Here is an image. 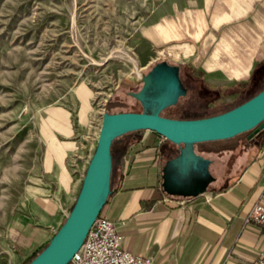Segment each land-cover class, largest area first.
<instances>
[{"label":"crops","instance_id":"obj_1","mask_svg":"<svg viewBox=\"0 0 264 264\" xmlns=\"http://www.w3.org/2000/svg\"><path fill=\"white\" fill-rule=\"evenodd\" d=\"M151 19L144 36L178 53L209 90L236 94L264 76V0H165ZM83 104L77 122L64 109L47 110L38 124L39 165L21 166L26 198L10 213L9 230L22 263L52 238L80 190L89 161ZM151 133L113 161L101 215L117 224L123 249L152 264H257L264 227L245 226L244 218L255 204L264 206V128L230 145L194 146L211 161L213 182L190 198L164 192L163 169L179 147Z\"/></svg>","mask_w":264,"mask_h":264},{"label":"rangeland","instance_id":"obj_2","mask_svg":"<svg viewBox=\"0 0 264 264\" xmlns=\"http://www.w3.org/2000/svg\"><path fill=\"white\" fill-rule=\"evenodd\" d=\"M164 1L0 0V264H22L9 218L26 198L21 166L39 165L38 124L47 110L64 109L77 122L83 100L88 104V160L104 113L142 112L129 93L137 91L141 77L157 63L180 67L188 90L176 106L163 110L166 118L217 115L264 90V76L255 87L236 94L209 90L202 75L190 72L178 53L147 39L144 32ZM145 133L116 138L112 162L116 151ZM244 136L195 147L230 145Z\"/></svg>","mask_w":264,"mask_h":264},{"label":"water","instance_id":"obj_3","mask_svg":"<svg viewBox=\"0 0 264 264\" xmlns=\"http://www.w3.org/2000/svg\"><path fill=\"white\" fill-rule=\"evenodd\" d=\"M143 87L134 97L143 112L104 113L94 152L88 162L78 195L44 249L29 264H69L82 246L111 194V147L127 133L149 131L166 141L183 146L179 155L166 162L162 188L171 196L197 197L207 191L213 178L210 160L198 156L194 146L233 139L249 134L251 139L264 128V90L218 115L200 119H171L161 111L177 104L186 94L179 78V67L167 62L155 64L142 77Z\"/></svg>","mask_w":264,"mask_h":264},{"label":"built area","instance_id":"obj_4","mask_svg":"<svg viewBox=\"0 0 264 264\" xmlns=\"http://www.w3.org/2000/svg\"><path fill=\"white\" fill-rule=\"evenodd\" d=\"M164 141L166 140L160 136L159 144ZM177 203L184 205L186 201L179 200ZM244 225L264 227L262 204L257 203L252 207L250 213L244 218ZM122 245L123 237L117 224L100 214L69 264H152L151 258L133 255L124 250ZM257 264H264V257Z\"/></svg>","mask_w":264,"mask_h":264},{"label":"flooded vegetation","instance_id":"obj_5","mask_svg":"<svg viewBox=\"0 0 264 264\" xmlns=\"http://www.w3.org/2000/svg\"><path fill=\"white\" fill-rule=\"evenodd\" d=\"M152 67H153V66H152ZM152 67L150 68V70H149L146 74H148V73L151 71ZM146 74H145V75H146ZM143 76H144V75H143ZM143 76H142V77H143ZM142 77H141V85H140V87L137 89L136 92H130V93H129V96H130L132 99H134L136 102L139 103V105H140L141 108H142V112H143V106H142V104H141V103H140V102L134 97V95L140 93L141 90H142V87H143ZM179 78H180L181 84L183 85L184 89L186 90V94L183 95V96H180V97L178 98L177 104H178V102H179V100H180L181 98H183V97H185V96L187 95V92H188V90H187L185 84L183 83L182 71H181V68H180V67H179ZM177 104H176V105H177ZM176 105H174V106H176ZM170 107H173V106H170ZM170 107H168V108H170ZM168 108H166V109H168ZM166 109H165V110H166ZM162 112H163V111H161V113H162ZM133 113H135V112H133ZM161 113H160V115H161ZM161 116H162V115H161ZM162 117H164V116H162ZM165 118H166V117H165ZM171 119H172V118H171ZM178 147H179V152H180V149H181L183 146H178ZM179 152H178L177 156L179 155ZM177 156H176V157H177ZM176 157H175V158H176Z\"/></svg>","mask_w":264,"mask_h":264},{"label":"trees","instance_id":"obj_6","mask_svg":"<svg viewBox=\"0 0 264 264\" xmlns=\"http://www.w3.org/2000/svg\"><path fill=\"white\" fill-rule=\"evenodd\" d=\"M252 98V97H251ZM250 99V98H249ZM249 99H247V100H249ZM246 100V101H247ZM246 101H243L242 103H244V102H246ZM242 103H240V104H242ZM239 104V105H240ZM238 106V105H237ZM236 107V106H235ZM234 108V107H233ZM233 108H231V109H233ZM231 109H229V110H231ZM228 111V110H227ZM224 112H226V111H224ZM223 113V112H222ZM219 114H221V113H219ZM218 115V114H217ZM210 116H214V115H209V116H206V117H210ZM206 117H203V118H206ZM201 118V117H200ZM200 118H196V119H200ZM141 132V131H140ZM102 212V211H101ZM101 212H100V214H101ZM64 222V221H63ZM46 246V245H45ZM44 246V247H45ZM44 247L40 250V251H38V252H36V253H34V254H32L29 258H27L22 264H29L43 249H44Z\"/></svg>","mask_w":264,"mask_h":264}]
</instances>
